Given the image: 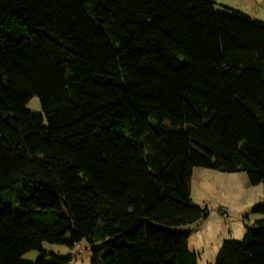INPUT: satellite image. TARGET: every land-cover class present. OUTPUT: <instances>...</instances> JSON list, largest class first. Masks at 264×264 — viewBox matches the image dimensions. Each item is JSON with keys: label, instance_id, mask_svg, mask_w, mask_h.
Returning <instances> with one entry per match:
<instances>
[{"label": "trees", "instance_id": "obj_1", "mask_svg": "<svg viewBox=\"0 0 264 264\" xmlns=\"http://www.w3.org/2000/svg\"><path fill=\"white\" fill-rule=\"evenodd\" d=\"M192 167L264 189L263 22L211 0H0V264H67L41 243L83 240L92 264H197ZM214 261L264 264V220Z\"/></svg>", "mask_w": 264, "mask_h": 264}, {"label": "rangeland", "instance_id": "obj_2", "mask_svg": "<svg viewBox=\"0 0 264 264\" xmlns=\"http://www.w3.org/2000/svg\"><path fill=\"white\" fill-rule=\"evenodd\" d=\"M217 9L224 7L241 12L252 20L264 23V0H211ZM26 108L40 112L38 97L27 102ZM190 200L206 208L207 216L188 229V249L196 252L197 264H214L215 256L224 239H241L248 227L264 220V213L253 211L256 205L264 204V189L261 183L249 185L244 171L223 172L206 167H192L190 174ZM10 205L20 211L15 202ZM181 228V229H182ZM47 254L69 258L67 264H92L91 245L85 240L71 246L42 242ZM38 250L22 254L21 261L34 263L39 258Z\"/></svg>", "mask_w": 264, "mask_h": 264}]
</instances>
